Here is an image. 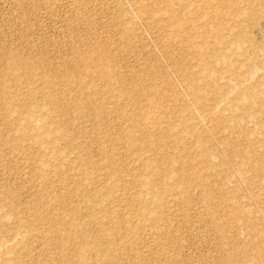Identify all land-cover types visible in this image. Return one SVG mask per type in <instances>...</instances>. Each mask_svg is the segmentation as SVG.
I'll return each instance as SVG.
<instances>
[{
    "label": "rangeland",
    "instance_id": "1",
    "mask_svg": "<svg viewBox=\"0 0 264 264\" xmlns=\"http://www.w3.org/2000/svg\"><path fill=\"white\" fill-rule=\"evenodd\" d=\"M170 1L0 0V82L27 95L30 108L9 111L0 100V264H81L64 225L85 227L91 257L114 248L109 262L98 252L97 264H264V0L245 9L253 20H236L241 5ZM171 12L185 30L196 22L182 35L196 41L197 56L165 24ZM205 66L212 77L199 74ZM207 80L215 84L201 89ZM138 84L151 89L136 92ZM210 107L216 118H207ZM146 113L168 134L147 132ZM228 114L234 122L216 124ZM16 122L26 124L24 139ZM41 125L48 135L38 143ZM193 130L196 137L183 135ZM125 132L137 146L125 144ZM143 161L184 178H167L161 193ZM133 174L151 181L141 189ZM88 181L90 192L77 193ZM140 189L162 205L158 219L142 220L162 229L133 220L135 248L122 253L117 232L99 240L92 206L139 214L126 193Z\"/></svg>",
    "mask_w": 264,
    "mask_h": 264
},
{
    "label": "bare ground",
    "instance_id": "2",
    "mask_svg": "<svg viewBox=\"0 0 264 264\" xmlns=\"http://www.w3.org/2000/svg\"><path fill=\"white\" fill-rule=\"evenodd\" d=\"M163 3L167 6L170 5V0H162ZM139 2V8L140 9H144V6H145V3L141 2V1H138ZM182 4L181 5H185V1L183 2V0L181 1ZM179 2V3H181ZM255 1L253 0H210L209 1V7H213L214 5H217V6H232V5H235V6H244V8H241L239 7L237 9V12L235 13L236 15L234 16L236 18V20L240 19H247L249 17V19L253 20L255 19V15H250V11H247L245 10L247 7H251L253 8V5L255 4L254 3ZM233 7V6H232ZM231 7V8H232ZM196 7H194L195 9ZM228 8V7H227ZM234 8V7H233ZM192 8H190V11H191ZM189 12V11H188ZM190 13V12H189ZM207 13V12H206ZM217 11L213 8L212 11L208 12V17L210 19V17H215L217 15ZM234 14V13H233ZM215 15V16H214ZM250 15V16H249ZM190 21V20H189ZM166 25H170L173 30H176V32H178V36L181 37V40L183 42H185L187 45H189V47L191 48V51L197 56L199 53V51L197 50V45L196 44V41L194 40H191L190 38L188 39L187 38V35H185V37L182 35V32L185 31L184 34H187L186 33V30L188 29L186 27V30L183 29L180 24H177V22L173 19V13L171 12L168 19L165 21ZM206 24L207 23H211L213 24L210 20H206L205 21ZM202 23V22H201ZM204 23V22H203ZM190 24V25H189ZM187 24L189 26V31H191L192 33L193 32H196V28H197V24L196 22H194V20H191V22ZM205 26V25H204ZM206 27V26H205ZM235 27H237V25H235ZM238 28V27H237ZM216 29V28H215ZM220 29V28H219ZM222 29H229V27L227 26H223ZM221 30V29H220ZM212 31V30H211ZM203 32V31H202ZM189 33V32H188ZM219 34V33H218ZM237 35V34H236ZM218 37V36H217ZM221 39V38H220ZM234 39V38H233ZM219 40V39H218ZM222 40V39H221ZM225 40L223 39V42ZM220 42V41H219ZM232 43L236 44L238 43V41L236 39H234L232 41ZM189 52V51H188ZM212 52V51H211ZM190 54V53H189ZM212 55V54H211ZM199 58V57H198ZM204 59V58H203ZM199 60H202V59H199ZM211 61V60H209ZM206 62V61H204ZM95 65V64H94ZM9 66V65H8ZM31 70V69H30ZM193 71H190L188 73H192ZM183 74H186V71L182 72ZM202 74L204 76H211L215 73V70L210 68V67H207L205 66V68L199 72V74ZM3 74V73H2ZM7 74V73H6ZM8 75V74H7ZM13 76V75H12ZM8 77V76H7ZM9 77H11V75L9 74ZM6 78V77H5ZM104 78V77H103ZM109 78V77H108ZM110 79V78H109ZM108 79V81H109ZM210 79V78H209ZM213 79V78H211ZM65 80V79H63ZM105 80V79H104ZM107 80V79H106ZM208 81V80H207ZM64 82H67L64 81ZM213 80H210L208 81L207 83H204L202 84V86L200 87L201 89H205L207 86H211L212 85ZM215 84V83H214ZM133 89L137 92H139L140 90H149L151 89L150 88H146L144 87V85L142 84H138V85H134L133 86ZM215 90V92H218V90H216L215 88L213 89ZM194 92V95L197 96L198 94L192 90ZM141 92V91H140ZM147 92V91H146ZM153 92V90H152ZM160 92V91H159ZM219 93V92H218ZM150 95V94H149ZM53 98V97H52ZM251 98V97H250ZM51 99V98H50ZM0 100L2 101V103L7 107V110L9 111H13V110H20L22 108H25V109H30L29 108V105H28V100H27V95H24L22 93H19V92H8L6 87H5V84L3 85V81L0 82ZM199 100V99H198ZM0 101V102H1ZM197 101V100H196ZM153 103V102H152ZM2 104V105H3ZM145 105L147 106V103H145ZM148 105H151V103H149ZM31 106V105H30ZM203 110V109H202ZM215 108L213 107H210V111H209V114L207 115V118L208 117H211V119L213 118H216L217 114L215 113ZM8 111V112H9ZM219 116V115H218ZM162 117V116H161ZM218 118V117H217ZM226 120H229V121H233L234 120V116L233 115H226V116H221L219 117L218 121L216 122V124H220L222 122H224V119ZM144 122L146 123L145 125L147 126L145 128V130L147 132H150L151 134H159L160 132L161 133H167L169 132V127H166V125L162 126V125H157L155 123L158 122V120L160 119L158 116H155L153 114H148L146 113L145 116H144ZM135 119H133L132 121V125L131 126H135ZM143 121V120H142ZM143 122V124H144ZM234 122V121H233ZM16 127H19L21 132L19 134L20 136V139H24L27 135H28V130H26V124L25 123H20V122H16ZM45 124V123H44ZM170 124V123H169ZM63 125V124H62ZM39 128V127H38ZM58 131V129H57ZM160 131V132H159ZM174 133V132H173ZM176 133V132H175ZM168 134V133H167ZM33 135H34V138H35V141L38 142V143H42V142H45L47 141V135H48V129L45 128V126H42L41 125V128H39L38 130L36 129V131L33 132ZM53 135V134H52ZM57 135L59 138H63L65 136V134L62 132V131H58L57 132ZM125 144L129 147H135L137 146L136 144V141L134 140V138L132 136H130L128 134V132H125ZM183 135H187V136H197V133L195 130L191 131L190 133L186 132L183 134ZM158 136V135H157ZM165 136V134H164ZM163 135H159L157 138L158 140H162ZM49 137V136H48ZM180 137V136H179ZM49 139V138H48ZM197 142V141H195ZM47 144L44 146L45 148L49 149L50 148V141L49 142H46ZM201 145V144H200ZM40 146V145H39ZM146 146L145 144H143V142H140L139 143V147H144ZM249 151L246 152L247 155H252L254 154L255 150L253 149V146L249 144ZM46 151V150H45ZM192 159V158H191ZM173 160H176V155H171L168 157V161L171 162ZM146 161V160H145ZM191 161V160H190ZM188 162V164L190 165L191 162ZM167 163V162H166ZM107 165H109L111 167V163H107ZM158 165V164H156ZM184 164H181L180 167H183ZM140 166L139 169H145V171H147L149 174H151L154 178L156 177H159L160 178V182L159 183H155V182H152V186L154 187H158L159 188V191L161 193H165L166 192V187L164 186L165 184V181L167 180V178H172V179H175V180H182V175H181V172H180V169H174V168H168V167H160V166H155L149 162H142L140 163ZM207 166V165H206ZM137 172V171H136ZM139 174H133L129 180V182L132 184H137L141 187H143V185H146L148 184V182H150L151 180L150 179H147V178H142V177H139L138 176ZM151 176V177H152ZM184 176V175H183ZM174 180V181H175ZM154 181V180H153ZM185 181V180H184ZM168 185V184H167ZM90 186H91V182L88 181L86 182L82 188H79L77 190V193H80L82 195H87L89 192H90ZM151 187V186H150ZM168 188V187H167ZM139 190V191H133V192H130V193H126V196H128V198L130 199V201L132 200V202H134V204H136L139 208H140V211H139V214H136V213H131V212H128L126 213L125 215V209L126 207H124L123 211L125 212H119L120 214H118V212H115L114 210H105L104 206H102V204L100 203H94V205L92 206L93 209L96 211V219H97V222H98V225L101 227V231H100V235H99V240H101V242H109L110 238H112V232H117L116 234H119L118 238L120 239L119 240V248L121 250L122 253H128L130 250H133L135 247H134V242L137 238V235L139 234V225L136 230L133 229V226H132V221L133 220H142L144 219L145 217H151V218H156L157 219L159 218L160 214H158L156 212V209L160 208L159 205H158V201L156 198L152 197L148 200V201H145L144 200V194L142 193V190ZM111 190V189H110ZM109 193V192H108ZM164 195V194H163ZM164 200V199H163ZM164 209V208H163ZM129 210V209H128ZM159 210V209H158ZM115 212V213H114ZM136 214V215H135ZM158 214V215H157ZM134 218V219H133ZM161 218V217H160ZM147 220V219H144V221ZM150 220V219H149ZM142 220V223H141V226L143 227H146L148 226L150 230H153L151 231L153 234L156 233V232H159L162 228H158V229H155L154 226L156 225H151L149 226L148 224H145ZM153 221V219L151 220ZM159 221V220H158ZM138 222V221H137ZM149 222V221H148ZM146 221V223H148ZM155 222V221H154ZM138 224V223H137ZM155 224V223H154ZM164 226L166 227H172V224L169 222V221H166L164 223ZM174 226V225H173ZM251 226H254L253 222H251ZM62 229V232L65 236L67 237H70L71 235H75L76 236V239L79 241L80 243V251L78 252V258H79V261L81 262V264H97V262H99V257L96 256L99 253H102V255L104 256V259L109 262L113 259V256H114V248L111 247V246H104L102 248H99V249H96L95 250V256L94 257H91L90 256V253L89 251L87 250V246L89 245L90 241H88L86 238H84V231H85V227L84 226H80V227H77L76 228H71V227H67V226H62L61 227ZM165 231V230H164ZM159 234V233H158ZM70 241V240H69ZM93 244V243H92ZM135 254V253H134ZM136 256V255H135ZM97 257V258H96ZM139 262V261H138ZM170 262V261H169Z\"/></svg>",
    "mask_w": 264,
    "mask_h": 264
}]
</instances>
